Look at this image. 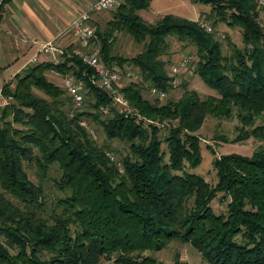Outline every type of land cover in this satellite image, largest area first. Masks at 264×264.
<instances>
[{
	"label": "trees",
	"instance_id": "1",
	"mask_svg": "<svg viewBox=\"0 0 264 264\" xmlns=\"http://www.w3.org/2000/svg\"><path fill=\"white\" fill-rule=\"evenodd\" d=\"M9 1L1 0L0 12ZM194 1L211 6L201 14L212 26L240 27L243 45L230 40L225 52L201 17L165 13L147 20L141 11L152 0H123L107 27L96 25L107 64L140 75L117 85L140 122L118 110L94 83V68L72 49L60 62L34 63L2 86L12 100L0 110V264H188L148 253L176 240L191 243L207 264H264V5ZM122 27L145 41L143 50L112 53ZM171 35L195 45V72L218 95L189 89L184 70L183 94L169 98L178 87L171 66L180 60L164 58ZM49 70L85 83L87 109L70 115L72 96ZM153 87L168 96L159 98ZM108 105L110 112H103ZM209 114L235 115L238 139L262 140L251 155L216 157V184L186 168L201 162L196 132ZM82 118L100 124L108 139L128 142L127 152L119 157L109 143H99ZM219 192L229 198L225 212L212 206Z\"/></svg>",
	"mask_w": 264,
	"mask_h": 264
},
{
	"label": "rangeland",
	"instance_id": "2",
	"mask_svg": "<svg viewBox=\"0 0 264 264\" xmlns=\"http://www.w3.org/2000/svg\"><path fill=\"white\" fill-rule=\"evenodd\" d=\"M261 4L264 5V0H260ZM118 8L113 10H104L106 14L100 15L99 21L92 20L91 23L95 26L99 24L101 27H107V23L111 18H114L115 12ZM152 10H155L152 12ZM211 11V6L201 1L194 0H154L152 7L148 14L146 10L142 13L146 14V18L150 20L159 19L165 13H176L189 18L198 19L199 17H204L205 14ZM99 13V12H98ZM260 20L264 24V12L260 16ZM99 22V23H97ZM211 23V21H209ZM212 24V23H211ZM213 32L216 39H220L223 42L224 51L229 50V41L233 40L239 45H243V36L240 27H232L227 25L226 22L218 21L215 26H213ZM115 40L112 47L113 54H123L125 56H132L137 52L143 50L144 42H136L130 33L127 32L125 27L117 29L115 32ZM169 53L164 55V58H171V61L180 59L184 56H195L196 47L190 41H178L174 35L168 37ZM193 56V57H194ZM53 79V78H52ZM62 82V79L59 80ZM187 87L189 89H195L198 91L201 97H206L209 94H216V90L210 87L198 73L193 75H188L186 77ZM64 84V81H63ZM64 87V85H62ZM185 87L181 84L175 88V90L170 94L169 98L178 99L184 92ZM34 91L38 95L46 96L43 91L34 87ZM144 94L149 97L150 95L144 91ZM150 98V97H149ZM165 99L164 101H166ZM73 106V104H72ZM73 107H71L72 109ZM70 109V110H71ZM87 109V103L82 107V110ZM262 122V120H258ZM240 125L239 119L234 115L231 117L219 116L215 114H209L204 120L202 126L197 130L199 135V143L201 149V162L197 165H191L187 162L186 168L188 170L196 171L205 176V178L212 184H216L218 181L217 169L213 164V160L216 157L221 158L224 154L238 152L243 154L251 155L253 150L262 142L260 138L255 136H250L246 139H238V133ZM96 129L97 141L101 144H108L111 146L115 154L120 155L127 152L129 147H127L128 142L121 139H108L103 127L97 124ZM167 131L165 127H162V132ZM166 146V144H164ZM54 195V194H53ZM229 203V198L223 197V192H219L218 196L212 201V206L217 212L227 211V206ZM193 249L191 243H184L181 241H172L166 247L159 251H149L148 253L155 255L158 259L164 262H172L178 256L182 259H195L191 255L190 250ZM199 262H205L204 259H200Z\"/></svg>",
	"mask_w": 264,
	"mask_h": 264
},
{
	"label": "crops",
	"instance_id": "3",
	"mask_svg": "<svg viewBox=\"0 0 264 264\" xmlns=\"http://www.w3.org/2000/svg\"><path fill=\"white\" fill-rule=\"evenodd\" d=\"M93 1L10 0L7 2L0 12V88L32 64L46 60L48 56L40 51V48L49 39H54L66 51L79 45V39L71 31V24L74 18ZM153 1L146 9V14L150 11ZM142 11V16L146 18V14ZM153 11L155 10L151 13ZM104 14H106L104 11L96 12L92 20L102 22L99 17ZM33 56L38 57L37 62L31 61ZM46 74L54 82L64 85V76L61 73L49 70ZM60 78L62 82L59 81ZM190 253L196 258L193 260L182 258L188 264H196L203 258L201 252L194 246Z\"/></svg>",
	"mask_w": 264,
	"mask_h": 264
},
{
	"label": "built area",
	"instance_id": "4",
	"mask_svg": "<svg viewBox=\"0 0 264 264\" xmlns=\"http://www.w3.org/2000/svg\"><path fill=\"white\" fill-rule=\"evenodd\" d=\"M123 0H94L90 5L80 12L72 21L71 31L75 37L79 39L80 44L73 47L74 53L88 65L94 68L97 77L93 80L96 85L104 89L112 95L113 104L117 106L118 110L123 112L125 116L135 117L137 122H140L141 115L135 109L130 100L119 90L117 85H121L126 79L140 78L138 72L132 68H112L110 67L102 54L100 37L97 27L91 23L92 16L96 12L104 10L116 9ZM1 2V0H0ZM200 18V17H199ZM200 23L208 30H212V24L201 17ZM48 57V60L60 62L63 54L66 52L65 48L59 46L54 39H49L40 48ZM38 57L33 56L31 61L37 62ZM192 56H184L179 61L171 66V71L175 77L173 85L177 86L180 81L179 74L185 70L186 75H193L195 73V65H192ZM64 86L69 94L72 96L73 108L70 110V115L75 116L76 113L82 109L86 103V88L85 83L76 78L73 74L64 76ZM154 95L159 98H166L169 94L166 90H160L156 87L151 89ZM12 96L3 92L0 88V110L6 105L10 104ZM102 111L105 113L110 112V106H102ZM79 122L89 128L91 134L97 138V129L91 126L86 119H80ZM112 158L114 155L109 153ZM196 264H207L205 262H198Z\"/></svg>",
	"mask_w": 264,
	"mask_h": 264
}]
</instances>
